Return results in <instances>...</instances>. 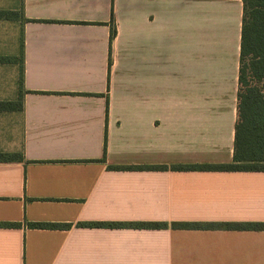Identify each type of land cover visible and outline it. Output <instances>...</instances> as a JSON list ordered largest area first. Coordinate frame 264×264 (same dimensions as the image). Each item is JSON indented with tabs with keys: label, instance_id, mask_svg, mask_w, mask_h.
Instances as JSON below:
<instances>
[{
	"label": "crops",
	"instance_id": "obj_1",
	"mask_svg": "<svg viewBox=\"0 0 264 264\" xmlns=\"http://www.w3.org/2000/svg\"><path fill=\"white\" fill-rule=\"evenodd\" d=\"M0 10V264H264V229L172 226L264 222V170L172 168L232 162L242 0Z\"/></svg>",
	"mask_w": 264,
	"mask_h": 264
},
{
	"label": "trees",
	"instance_id": "obj_2",
	"mask_svg": "<svg viewBox=\"0 0 264 264\" xmlns=\"http://www.w3.org/2000/svg\"><path fill=\"white\" fill-rule=\"evenodd\" d=\"M243 17L241 25L236 120L232 162L224 164L180 165L177 169H225L264 170V0H242ZM0 18H14L13 11L0 10ZM115 28L110 27V36ZM21 107V101L0 102V110ZM13 154H0L7 160ZM87 225H118L132 227H162L158 222H89ZM32 227H69L70 224L28 223ZM217 225L229 229H264V222H173L174 228H208Z\"/></svg>",
	"mask_w": 264,
	"mask_h": 264
},
{
	"label": "rangeland",
	"instance_id": "obj_3",
	"mask_svg": "<svg viewBox=\"0 0 264 264\" xmlns=\"http://www.w3.org/2000/svg\"><path fill=\"white\" fill-rule=\"evenodd\" d=\"M20 81H21V78H20ZM22 94H23V91L21 87V82H19V91H18V96H17L18 98L16 101H20Z\"/></svg>",
	"mask_w": 264,
	"mask_h": 264
}]
</instances>
